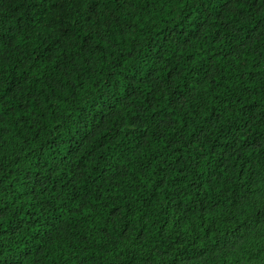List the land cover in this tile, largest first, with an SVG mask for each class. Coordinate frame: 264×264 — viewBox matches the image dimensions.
Wrapping results in <instances>:
<instances>
[{
	"label": "trees",
	"instance_id": "1",
	"mask_svg": "<svg viewBox=\"0 0 264 264\" xmlns=\"http://www.w3.org/2000/svg\"><path fill=\"white\" fill-rule=\"evenodd\" d=\"M56 3L0 0V264H248L224 244L264 208V12Z\"/></svg>",
	"mask_w": 264,
	"mask_h": 264
},
{
	"label": "snow or ice",
	"instance_id": "2",
	"mask_svg": "<svg viewBox=\"0 0 264 264\" xmlns=\"http://www.w3.org/2000/svg\"><path fill=\"white\" fill-rule=\"evenodd\" d=\"M103 2L104 0H57L56 7L64 14H68V10L70 9L74 14H82L85 18L91 19V17L98 15L97 9L101 7ZM209 2L215 3L216 0H209ZM250 2L260 12H264L261 0H250ZM247 3H249V0H219L223 11L233 14L232 18L237 21L246 18L244 6ZM228 27L231 28L232 25L229 24ZM254 27L257 33H261V29L264 28V19H262L259 25H255ZM258 38V36H250L245 40V44L248 40ZM251 180L255 181V173H253ZM260 187L261 191L264 192V177L261 178ZM240 203L241 201L237 200V204ZM257 211L259 215L252 214L238 220L224 244V249L228 250V255L248 253L250 256L248 264H252L253 261L257 260L258 256H264V208ZM0 215H2V210H0ZM237 264H239V261H237Z\"/></svg>",
	"mask_w": 264,
	"mask_h": 264
}]
</instances>
